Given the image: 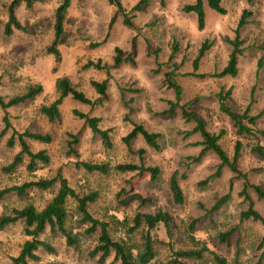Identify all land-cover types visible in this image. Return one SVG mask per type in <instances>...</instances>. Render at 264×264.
<instances>
[{"label": "rangeland", "instance_id": "obj_1", "mask_svg": "<svg viewBox=\"0 0 264 264\" xmlns=\"http://www.w3.org/2000/svg\"><path fill=\"white\" fill-rule=\"evenodd\" d=\"M10 1L0 0V96L11 97L25 91L29 84L40 83L43 91L39 95L7 111L15 130L49 133L51 141L27 140L32 151H46L47 164L39 162V168L31 173L26 169L24 157L14 171L6 173L2 166L11 162L19 151L17 144L11 148L6 145L11 134L9 129L0 142V189L60 172L78 193H98L97 200L89 207L97 218L107 219L112 214L120 219L131 218L135 212H153L158 208L169 211L177 226L171 240L163 228L157 231L160 238L169 242L157 248L156 258L160 261H167L172 249L189 247L185 226L196 219L198 230L194 235L224 256L228 264H254L263 249L260 244L264 226L252 219L240 220V212L248 206V201L239 194L242 179L236 178L225 167L220 168L218 176H213L219 168L215 154L207 151L198 160L193 159L201 149L198 144L201 138L197 133L187 134L193 129L192 123L185 121L178 109L173 115L161 112L166 109L167 101L174 98L173 91L163 83L164 72L172 70L182 88L181 104L187 103L188 108L198 112L211 132L225 130L220 143L231 158L237 136L227 116L218 109L216 95L221 88L231 91L227 104L232 110L240 113L249 105L251 114H260L256 127L264 130V0L250 3L222 0L224 14L205 7L202 29L197 27L195 15L181 11L183 5L194 0H165L164 6L159 0H148L142 10L133 8L141 0H120L133 27L123 24L122 14L107 0H71L64 23V41L57 46L61 62L55 71L52 55L46 53V47L53 38L54 10L61 0L36 2L30 8L20 3L15 14L19 22L28 27V32L14 30L6 35L4 24ZM245 9L251 15L240 29L237 74L218 76L226 64L232 48L229 41L234 39L237 22ZM206 39L210 46L194 71L193 60ZM116 46L122 49L124 57L129 55L134 62L123 61L115 65ZM88 61H100L107 67L101 70L92 66L83 68ZM58 76H68L76 88L92 100L96 99V93L90 81L106 79L107 97L95 106L65 99L60 106L59 120L49 122L39 112V107L55 98L53 81ZM73 109L99 117V126L111 129L112 146L105 147L84 120L73 114ZM2 115L0 109V130ZM132 123H141L147 130L159 133L160 148L152 149L138 135L131 140V151L128 150L122 137L131 130ZM70 135L78 138L73 153L68 150ZM242 143L236 165L247 173L250 183L264 190V159L250 150L248 139H243ZM140 149H143L142 153ZM76 161L107 162L112 167L116 163L132 162L157 166L160 174L151 180L148 173H121L113 168L105 174L88 173L76 167ZM175 170L184 195L182 205L169 201L168 177ZM206 179L209 180L202 183ZM228 191L231 195L223 206L210 211L214 201ZM136 194L149 202L142 203L134 196ZM51 196L50 191L35 188L27 190L21 197L12 191L0 199V212L26 203L41 208ZM250 196L254 207L264 216V203L254 193ZM67 203L71 214L68 224L82 230L84 226L77 223L74 202L69 199ZM226 232L228 241H220L219 234ZM97 237V231L83 235L75 248L66 245L61 234H53L47 228L40 238L51 243L55 252L40 250V261L100 264L97 256H89ZM27 238L17 223L1 230L0 264H13L11 257L18 254ZM134 238L138 239V234ZM112 260L113 254L105 264ZM189 264H212L211 255L192 259Z\"/></svg>", "mask_w": 264, "mask_h": 264}, {"label": "trees", "instance_id": "obj_2", "mask_svg": "<svg viewBox=\"0 0 264 264\" xmlns=\"http://www.w3.org/2000/svg\"><path fill=\"white\" fill-rule=\"evenodd\" d=\"M42 1L44 0H11L7 5V21L4 24V33L10 35L14 30L28 32V27L21 24L17 19L15 8L20 3L30 8L34 3ZM70 1L71 0H61L54 10L52 25L53 38L46 47V53L51 54L54 58L53 71L57 69L58 64L61 62V53L57 46L64 41V23ZM147 1L148 0H141L133 8L142 10V5ZM246 1L250 3L253 0ZM107 2L115 6L117 12L122 14L124 25L133 27V23L128 17L120 0H107ZM159 2L160 5H165V0H159ZM205 6L219 14H224L226 12L222 5V0H194L192 3L183 5L181 11L184 13L193 12L196 15L197 27L202 29L205 24ZM250 15L251 12L246 9L240 15L235 29V37L233 40L229 41L232 48L228 54L226 64L218 73V76H235L237 74V60L240 55L239 45L241 44L240 29L247 23V17ZM107 35L103 41L107 38ZM209 46L210 42L207 39L201 43L197 57L192 63L194 71L198 67L200 58L204 55ZM174 48L175 46L172 47L173 51L175 50ZM114 51L115 65L123 61L130 63L134 62L129 55L124 57V52L119 47L116 46ZM171 57L172 55H170L169 60H171ZM91 66L98 70L107 67L106 64H101L100 61H88L83 65V68ZM163 75V83L166 88L173 91L174 98L167 101V107L161 114L173 115L178 109L180 116L185 121L192 123L193 129L187 134L197 133L201 138L198 142V144L201 145V149L199 154L193 159L198 160L205 152H212L219 160V168L213 176H218L220 168L225 167L232 172L236 178L242 179V188L239 194L243 196L245 201H248V206L240 212V220L252 219L254 221H259L264 226V216L254 207L250 196V193H254L256 198L264 203V190L259 185L250 183L247 173L242 172L236 165L238 154L243 146V139H248L251 142L249 143L250 150L257 157L264 159V130L256 127V120L259 118L260 114H251L249 112V105L243 112H235L227 104L231 91H224L223 88H221L217 93L218 109L222 114L227 116L237 136L233 146V156L231 158L220 143V138L225 130H221L219 133L211 132L206 127V122L198 112L188 108L187 103L181 104L182 88L175 79L174 71L170 70L164 72ZM90 85L99 95L94 100L88 98L82 90L77 89L68 77L61 76L55 78V98L49 104L41 105L39 107V112L44 115L49 122L59 120L60 106L63 99L67 96L77 102L91 106L100 104L102 100L107 97V80H91ZM42 91V85L40 83H34L27 85L25 91L20 94L7 98L0 96V109L3 112V127L0 130V142L7 131L11 129V134L6 139V145L11 148L17 144L19 147V151L15 153L12 161L2 166V170L6 173L14 171L15 167L24 160V157L27 160L26 169L31 173L39 168L37 165L39 162L42 164H47L49 162V156L46 151L43 149L32 151L27 140L31 139L42 143H48L51 141L50 134L32 132L28 129L23 131L15 130L9 121V113L7 111L10 107L17 106L27 100L33 99ZM73 114L84 120L85 125L94 135L100 137L105 147L110 148L112 146L110 137L111 129H102L99 126V117L91 116L77 109H73ZM138 135L141 136L145 143L152 149L158 150L160 148L159 133L147 130L141 123H132L131 130L122 137V141L126 144L128 150L131 151L130 142ZM70 137L71 139L67 142L68 150L73 153L74 145L77 143L78 138L77 135H70ZM139 152L142 153L143 149H140ZM75 166L84 169L88 173L105 174L112 168L121 173H148L151 180L157 179L160 174V168L157 166L132 162L116 163L112 167V165L107 162L93 163L88 161H76ZM209 179L202 181V183H206ZM33 188L40 191H50L52 193L51 198L47 200L43 207L37 208L32 203H26L21 207H12L0 212V231L17 223L21 225L23 234L28 237L21 244L18 254L11 257L13 264H56L54 262H42L38 255L40 250H44L51 254L55 252L51 243L40 238V235L44 233L47 228L53 234H61L65 238L66 245L75 248L79 246L83 235H89L97 231V242L93 249L89 251V256H97V261L100 264H105L106 259L111 254H113V260L107 264H189L190 260L202 259L204 255L208 253L211 255L212 264H228L224 256L211 250L205 240L199 239L194 235V232L198 230L196 219H193L185 226L186 240L189 243V247L172 249V254L167 261L163 262L158 260L156 258L158 246L164 244L168 245L169 242H165L164 239L160 238L157 235V231L159 228H163L166 237L170 238L168 240H171L177 226L174 217L169 211L158 208L153 212H135L131 218L124 216L120 219L113 214L108 216L107 219L97 218L90 212L89 207L97 200L98 193L96 191L78 193L69 185L67 179L60 172H57L54 176L39 177L36 180L26 181L20 185H13L0 189V199L4 194L12 191H14L17 196L21 197L27 193V190ZM168 191L169 201L175 205H182L184 203V195L179 185L177 170L173 171L168 177ZM230 195L231 193L228 191L219 196L212 204L210 211L221 208L230 198ZM134 196L138 197L142 203L149 202L139 194ZM69 199L74 202L77 223L84 226L82 230L80 228L75 229L68 224L71 215L67 205ZM136 234H138V239L134 238ZM218 238L222 242H227L228 232L220 233ZM260 246L263 249L254 264H263L264 235Z\"/></svg>", "mask_w": 264, "mask_h": 264}, {"label": "crops", "instance_id": "obj_3", "mask_svg": "<svg viewBox=\"0 0 264 264\" xmlns=\"http://www.w3.org/2000/svg\"><path fill=\"white\" fill-rule=\"evenodd\" d=\"M206 7V6H205ZM190 14H192V15H195L193 12H190ZM195 18H196V15H195ZM60 51V50H59ZM51 55V54H50ZM52 58H53V56H52ZM53 64H54V58H53ZM60 64V63H59ZM59 64H58V66H59ZM57 66V67H58ZM58 77H61V76H58ZM66 77H68V76H66ZM57 78V77H56ZM69 78V77H68ZM70 79V78H69ZM55 80V79H54ZM100 81V80H99ZM92 89L95 91V89L92 87ZM53 90H54V81H53ZM83 91V90H82ZM95 93H96V91H95ZM87 96V95H86ZM96 98L99 96L97 93H96ZM88 97V96H87ZM91 96H89L88 98H90ZM65 99H71V100H73L71 97H69V96H67V97H65L64 99H63V102H64V100ZM91 99V98H90ZM172 100V99H171ZM73 101H75V100H73ZM62 102V103H63ZM75 102H77V101H75ZM77 103H80V102H77Z\"/></svg>", "mask_w": 264, "mask_h": 264}]
</instances>
